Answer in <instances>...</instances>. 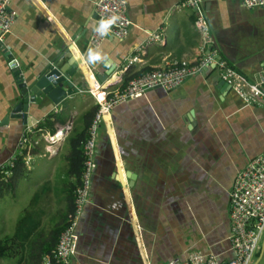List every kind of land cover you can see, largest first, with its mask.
<instances>
[{
  "label": "crops",
  "instance_id": "obj_1",
  "mask_svg": "<svg viewBox=\"0 0 264 264\" xmlns=\"http://www.w3.org/2000/svg\"><path fill=\"white\" fill-rule=\"evenodd\" d=\"M94 1L10 0L17 15L4 44L26 82L51 64L64 41L92 90L110 85L105 90L117 91L127 76L168 60L196 63L200 58L194 12L181 6L183 0H127V34L108 35L97 47L90 43ZM202 10L219 57L253 81L264 68V7L249 8L241 0H203ZM158 27L161 39L138 49ZM2 47L0 120L21 99L16 68L9 66L10 54ZM89 48L100 50L107 62L89 64ZM65 61L59 62L62 68L69 67ZM220 72L209 64L174 88H150L104 115L88 200L76 218L78 241L70 264H167L173 258L185 260L190 252H212L221 262L232 257L229 194L237 173L264 151V101L245 104L234 90L221 86ZM94 73L106 75L97 80ZM97 104L86 88L58 105L43 96L29 102L28 122L10 118L0 123V164L18 156L0 183V222L6 224L0 239L6 237L7 264L33 245L37 251L40 244L50 246L56 230L74 219L82 166L77 156L71 157V139L86 135V122ZM58 131L59 140L49 146L42 134ZM26 133L38 144L22 148L19 141ZM27 154L31 159L26 163ZM18 161L23 168H16L20 175L15 179ZM6 193L17 198L9 204L11 211L4 206ZM257 259L256 264H264V232L252 264Z\"/></svg>",
  "mask_w": 264,
  "mask_h": 264
},
{
  "label": "built area",
  "instance_id": "obj_2",
  "mask_svg": "<svg viewBox=\"0 0 264 264\" xmlns=\"http://www.w3.org/2000/svg\"><path fill=\"white\" fill-rule=\"evenodd\" d=\"M249 8L264 7V0H241ZM203 0H183L181 6L189 7L194 12L193 25L200 36L201 56L196 63L186 60H168L162 66H157L146 70L137 76L132 77L117 91L97 89L96 93L90 89L92 95L99 104L96 108L87 129V136L83 142V169L80 177V185L75 191V211L74 219L60 233L56 246L51 251V256L43 257L41 264H70L71 256L76 251L78 235L75 231L76 218L82 209V204L88 200V190L93 170L96 167V140L98 127L104 115L110 109L129 99L143 96L150 88H161L169 90L182 83L189 75L201 72L202 68L209 64H214L220 68L221 78L227 82L245 102L264 101V68L259 71L253 81H248L243 74L237 71L221 59L218 55L213 36L210 32L208 20L202 10ZM94 9L96 21L101 18L117 16L118 21L112 27L109 35L123 38L131 24L127 13V0H95ZM17 12L10 7V0H0V42L5 51L10 54L8 64L11 68L18 67L17 61L11 55L10 46L4 44L6 35L11 31V26L15 21ZM162 36V29H157L148 33L146 39L139 45L138 49L143 50L145 44L159 41ZM107 37V36H106ZM92 31L90 43L92 46H99L106 38ZM136 58V57H133ZM132 58V59H133ZM51 78V77H50ZM107 91V92H106ZM56 108L53 112H56ZM28 129L27 132H30ZM41 131V129H38ZM61 131L55 134H42L49 146L55 144L59 139ZM28 134L21 136L19 144L22 148L29 149L38 144L39 140H29ZM55 149H51L54 152ZM17 155L11 156L7 161L0 164V183L10 173V168L14 166ZM27 163L31 156L27 154L23 157ZM229 225L230 232L228 240L232 251V257L221 262L212 252H190L183 261L173 258L167 264H251L254 254L259 247L260 238L264 232V151L251 158L245 167L240 170L233 182L230 190Z\"/></svg>",
  "mask_w": 264,
  "mask_h": 264
},
{
  "label": "water",
  "instance_id": "obj_3",
  "mask_svg": "<svg viewBox=\"0 0 264 264\" xmlns=\"http://www.w3.org/2000/svg\"><path fill=\"white\" fill-rule=\"evenodd\" d=\"M72 40L74 39L71 37L70 41ZM1 45L2 43L0 42V46ZM3 48L4 47H2V49ZM71 56H73L71 53V46L64 41L59 53L51 58V64L47 63L44 65L36 74V77L29 82H26L27 80L23 78V74L16 68V70L13 71V76L19 89L18 95L21 99L11 106L9 113L0 120V123L5 124L10 118H19L23 122H28L29 102H39L43 96H47L53 105H57L63 99L71 97L74 93L84 88L87 89L90 80H86L81 69L80 73L76 70L78 62L75 58L72 59ZM62 58L66 60L65 62H69L68 68H62V65H59ZM206 67L207 66L203 67L202 71ZM94 75L97 80H102L106 74L102 76L99 73H94ZM52 76H54V78L49 79V77ZM220 84L222 87H230L224 80H222ZM126 177L132 178V175L126 174ZM116 180H118L117 177ZM257 261L258 259L254 264H256Z\"/></svg>",
  "mask_w": 264,
  "mask_h": 264
},
{
  "label": "trees",
  "instance_id": "obj_4",
  "mask_svg": "<svg viewBox=\"0 0 264 264\" xmlns=\"http://www.w3.org/2000/svg\"><path fill=\"white\" fill-rule=\"evenodd\" d=\"M139 74L140 73H138L136 75H131V76L125 77L124 83L126 84L129 79H131L132 77L137 76ZM96 108H97V105L92 108L91 112L94 113ZM91 118L89 120H87V122H86L87 129H88V126L90 124ZM41 124H43V123L41 122ZM86 136H87V132H86V135H77V136L75 135L71 139V157L73 160H75V156L78 157V159L81 161L82 169H83V165H82L83 153H82L81 146H83V142L86 139ZM16 168L22 170L23 167H22L21 161L20 162L18 161L17 165L15 167V172H14V177H13L15 179H17V177H18L17 175H20V172H18V173L16 172ZM81 173H82V170L80 172V177H81ZM7 184H9L8 186H10V187L13 186V182H12V184H11V182H9ZM1 194H2V186L0 185V195ZM70 220L71 219L69 218L68 221H66V224L64 226H62L61 228L56 230V232L54 233V236H53L54 242L50 246H48V245L43 246L42 244H40V246H39L40 250L39 251L35 250V248H37L35 245H33L32 247L30 246L31 250L25 256L18 258L15 262H12L11 264H41L43 257L51 256V251L55 247L60 233L70 223ZM6 252H7V241H6V237H4L3 239H0V264H3L2 261L6 260ZM5 264H7V262Z\"/></svg>",
  "mask_w": 264,
  "mask_h": 264
},
{
  "label": "clouds",
  "instance_id": "obj_5",
  "mask_svg": "<svg viewBox=\"0 0 264 264\" xmlns=\"http://www.w3.org/2000/svg\"><path fill=\"white\" fill-rule=\"evenodd\" d=\"M117 21H118V17L115 16V15L110 16L108 18H101L98 21H96L95 25L93 26V31L96 32L100 36H105L106 37V36L109 35L112 27L117 23ZM86 60H87V62L89 64L96 65V64H105L107 62L108 58L104 54H102V52L100 50L89 48L87 50V53H86ZM52 77H54V76H52ZM49 79H51V78L49 77ZM87 89L92 94V92L90 91V89L92 90V87L87 88ZM97 89L98 88L92 90L93 93H94V91L96 93ZM98 105L99 104H97V107H98Z\"/></svg>",
  "mask_w": 264,
  "mask_h": 264
},
{
  "label": "rangeland",
  "instance_id": "obj_6",
  "mask_svg": "<svg viewBox=\"0 0 264 264\" xmlns=\"http://www.w3.org/2000/svg\"><path fill=\"white\" fill-rule=\"evenodd\" d=\"M4 198H5V207H6V211H11L10 209H9V204L10 203H13V202H15L16 200H17V198H14V196L13 195H10L9 193H6L5 195H4ZM13 208V204H12V206H11V209ZM18 215L20 216L21 215V211H19V213H18ZM5 228H6V224L5 223H2V222H0V235L2 234V232L5 230ZM253 259H254V257H253ZM7 261L6 260H3L2 261V263L3 264H5ZM252 264V263H251Z\"/></svg>",
  "mask_w": 264,
  "mask_h": 264
}]
</instances>
